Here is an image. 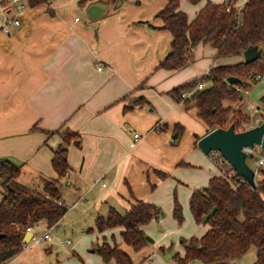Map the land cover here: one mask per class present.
Returning <instances> with one entry per match:
<instances>
[{
  "label": "crops",
  "instance_id": "0c3cea01",
  "mask_svg": "<svg viewBox=\"0 0 264 264\" xmlns=\"http://www.w3.org/2000/svg\"><path fill=\"white\" fill-rule=\"evenodd\" d=\"M89 1L23 0L22 9L14 10L21 23L9 33L0 28V160L19 164L16 180L29 187L58 179L67 205L55 224L33 225L37 235L49 230L50 239L29 242L5 264H115L95 250L103 236L116 241L131 264H177L167 248L182 253L181 238L199 237L208 227L193 219L190 193L220 173L197 145L210 128L196 106L170 90L213 65L243 60L242 53L214 57V46L198 41L182 66H157L171 39L155 15L167 0H100L109 11L96 19L85 14ZM205 1L179 0L177 7L191 20ZM244 1L231 3L241 7ZM237 101L236 109L246 114L244 97ZM222 104L232 108L234 101ZM257 115L251 125L263 120ZM64 129L78 132L79 142L70 140L69 170L59 178L52 157ZM136 198L161 212L140 226L152 240L133 249L122 239L121 225L100 231L95 218L110 206L125 212ZM174 198L180 222L172 214ZM254 259L250 247L235 261ZM186 264L202 262L192 258Z\"/></svg>",
  "mask_w": 264,
  "mask_h": 264
},
{
  "label": "trees",
  "instance_id": "16d2710c",
  "mask_svg": "<svg viewBox=\"0 0 264 264\" xmlns=\"http://www.w3.org/2000/svg\"><path fill=\"white\" fill-rule=\"evenodd\" d=\"M27 1L37 4L47 0ZM178 1L167 0L155 14L161 18L160 27L167 28L171 33L169 49L157 66H182L190 56L192 46L198 41L209 42L214 46V57L240 55L249 43L263 47L261 54L252 61L239 60L213 65L205 74L170 90L177 100L196 106L198 116L207 127L233 123L238 129L245 114L238 109L231 113V107L224 106L222 100H240L242 88H247L257 80L255 73L264 77V0H245L238 17H234L235 7L231 0H206L191 20L177 7ZM226 5L230 8L226 9ZM227 75L237 76L240 81L229 83L225 79ZM198 80L208 83L189 96L181 97V90L194 85ZM259 101L264 112V92ZM229 113L231 117L227 121ZM60 134L61 141L52 157V165L59 178L68 171L67 151L70 140L74 138L79 142L76 131L64 129ZM19 171V164L9 159L0 160V232L4 233L0 237V262L8 260L24 247L22 240L27 226H33L42 219L51 226L67 210L65 203L60 204L55 200L60 196L58 179H45L41 189L33 188L16 180ZM262 193L264 176L256 179L252 187L245 181L233 185L217 175L210 177L206 185L193 189L188 200L189 210L196 222L206 223L208 227L199 237L181 238L183 252L172 253L176 263L186 264L190 259L197 258L202 264H237L235 259L254 247L255 259L252 264H264ZM160 212L153 203L136 198L125 212L110 206L105 214L96 216L95 226L101 231L121 225L122 239L133 249H138L147 242L140 226ZM172 214L178 222L181 221V209L175 198ZM95 250L105 261L114 259L115 264H131L129 255L116 241L109 243L104 240L95 246Z\"/></svg>",
  "mask_w": 264,
  "mask_h": 264
},
{
  "label": "water",
  "instance_id": "95a60500",
  "mask_svg": "<svg viewBox=\"0 0 264 264\" xmlns=\"http://www.w3.org/2000/svg\"><path fill=\"white\" fill-rule=\"evenodd\" d=\"M84 11L89 19H96L106 14L109 11V6L105 1L92 0L84 7ZM262 50L263 47L257 43L247 44L242 50L243 61L249 62L256 59ZM225 79L229 83L240 81L234 75H227ZM253 144L264 146V120L256 125L240 130L235 129L233 123H229L227 126H215L208 129L197 140V145L204 153H207L211 149L218 150L231 163L236 174L241 176L252 187L255 186L254 170L246 161V157H250L252 154H246L242 147L245 145L252 146ZM3 234L0 232V237ZM31 234L32 230L26 231L23 241H27ZM144 237L147 241L152 240L147 234Z\"/></svg>",
  "mask_w": 264,
  "mask_h": 264
},
{
  "label": "built area",
  "instance_id": "2783aa9c",
  "mask_svg": "<svg viewBox=\"0 0 264 264\" xmlns=\"http://www.w3.org/2000/svg\"><path fill=\"white\" fill-rule=\"evenodd\" d=\"M22 1L23 0H0V13L2 17L0 28L3 32L9 33L13 25H19L21 23V19L19 15L17 13H14V10L20 11L22 9L23 7ZM229 8L230 6L226 5V9H229ZM239 9L240 7H235L234 17H238ZM76 19H78V17H76ZM236 23L238 24V20ZM254 77L258 79L260 75L258 73H255ZM202 87H203V81L198 80L194 85H191L189 87L182 89L180 92V95L181 97L189 96L196 89H200ZM236 89H239V87L236 86ZM248 108L250 110L249 112L245 114L244 118L240 121L238 129H241V128L244 129V128L253 126L251 125V122H252V115H254V113L260 114L264 120V112L261 106L249 105ZM230 117H231V114L228 115L227 121L229 120ZM133 135L134 137H137L138 133H134ZM242 149L243 151H245L246 154L251 153L252 154L251 156L255 154V157L253 160V166H254L253 170L255 174V172L264 165V146H260L259 144H253L252 146L245 145L242 147ZM207 153L210 159L212 160L213 164L215 165V167L219 170L220 175L224 177L226 180L230 181L233 185H235L236 182L245 181L241 176L236 174L231 163L228 162L220 154L218 150L211 149ZM67 170H69V167ZM55 200L60 204L64 203L60 196L56 197ZM28 230H32V234L27 241L22 240L24 246H26L29 242L39 243L42 240L51 238L49 230H46L41 235H37L34 232L33 226L31 225L26 227V231ZM5 263L6 261L0 262V264H5Z\"/></svg>",
  "mask_w": 264,
  "mask_h": 264
},
{
  "label": "rangeland",
  "instance_id": "374dc122",
  "mask_svg": "<svg viewBox=\"0 0 264 264\" xmlns=\"http://www.w3.org/2000/svg\"><path fill=\"white\" fill-rule=\"evenodd\" d=\"M263 87H264V79H257L256 81H253V82H251L250 84H249V86H247V88H242V90H241V93H242V97H244V99L246 100L245 102H246V106H249V105H258L259 106V100H258V96L260 95V92H262V91H264V89H263ZM246 89V90H245ZM234 101V104H233V106H232V108H231V113H232V111H234L236 108H238L239 107V101H237V100H233ZM249 108H247L246 109V111L247 112H249ZM231 113H229V115L231 114ZM258 115H257V113H254V115H252V120H255L256 119V117H257ZM254 157H255V154L253 155V156H251V157H249V156H247L246 157V161H247V163H248V165L251 167V168H253L254 166H253V160H254ZM262 173H261V172ZM260 171H259V174H258V177H263L264 176V168H261L260 169ZM261 173V174H260ZM0 183H1V177H0ZM41 221H44V219H42ZM40 222V221H39ZM71 229H73L74 231H76V227L75 226H71L70 228H69V234H68V236H70L71 238H72V236H71ZM36 231L38 232L37 234H40V232H39V230H37L36 229ZM104 240H107L109 243H113L108 237H106V236H103L102 237V240H101V242L102 241H104ZM100 242V243H101ZM168 250H171V252H173L175 249H173V247L172 246H170V248H167ZM166 249V250H167ZM167 250V251H168ZM169 252V251H168Z\"/></svg>",
  "mask_w": 264,
  "mask_h": 264
}]
</instances>
